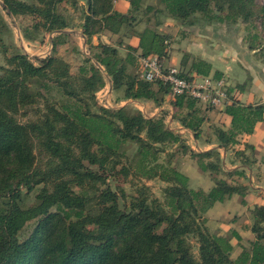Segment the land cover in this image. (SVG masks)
Masks as SVG:
<instances>
[{"label":"trees","instance_id":"16d2710c","mask_svg":"<svg viewBox=\"0 0 264 264\" xmlns=\"http://www.w3.org/2000/svg\"><path fill=\"white\" fill-rule=\"evenodd\" d=\"M80 1L0 0V264H264L263 205L251 209L253 238L235 257L230 236L211 229L205 215L216 203L244 194L246 186L230 178L244 171L224 170L218 147L227 149L241 134L251 133L263 118L264 103L245 104L227 85L230 102L220 110L230 116L229 126L210 123L217 146L195 151L168 124L167 109L152 110L169 97L172 120L197 140L204 135L201 106L186 93L172 97L161 80L141 78L139 60L157 55L169 64L174 34L159 29L157 17L151 24L152 11L180 26L241 21L247 48L264 63V31H254L253 20L264 26V3L159 0L161 8H142V0H127L122 12L114 0H87L86 6ZM66 5L80 11L78 20L62 11ZM140 10L146 19L139 17ZM3 12L30 20L20 26L26 41L46 33L50 52L32 58L9 41ZM76 30L85 50L74 40L72 50L82 61L71 71L58 50L69 45ZM104 31L136 35L138 44L121 39L95 44L93 37ZM211 71L210 62L183 52L179 76ZM213 73L221 77L218 70ZM106 83L111 94L119 93L112 107L96 99ZM146 103L144 113L136 104ZM169 146L196 158L213 185L194 186L169 157L160 161ZM127 174L167 182L163 199H141V186L128 195L117 183Z\"/></svg>","mask_w":264,"mask_h":264},{"label":"crops","instance_id":"0c3cea01","mask_svg":"<svg viewBox=\"0 0 264 264\" xmlns=\"http://www.w3.org/2000/svg\"><path fill=\"white\" fill-rule=\"evenodd\" d=\"M114 6L119 11L125 12L128 8V1L114 0ZM178 27H180L179 24ZM159 29L169 31L165 25L164 27L163 25L159 26ZM185 30L187 31H184L180 42L176 37L170 44L167 63L176 64L180 69L183 52H188L191 56H200L212 65V71L208 75L212 76L213 70H218L221 77L226 79L228 86L233 89L231 94L239 101L245 104L264 103V63L255 49L247 48L244 36L238 35L239 27L237 25L197 23ZM169 32L174 34L172 31ZM116 38H118L117 41L121 39L122 42L133 46L138 44L136 35L126 36L122 32L111 33L108 31L95 35L93 42L97 44L98 41H102L114 44ZM236 84L242 86L238 89ZM169 99L166 97L160 107H153L152 113H157L162 108L167 109L169 113L167 122L174 123V129L181 134L188 133L194 139L192 133L181 129L180 124L172 120L173 108ZM142 105L149 106L147 103ZM201 109L208 125L221 123L223 127L229 126L230 116L222 113L220 109ZM209 135L203 141L202 147L199 145L198 139H194L198 143L200 151L217 146L214 135L211 133ZM244 145H249L252 149L246 148ZM218 150L223 158L224 170L237 168L244 171V175L233 174L230 178L241 181L246 186V190L244 194H233L227 200L228 203H226L227 201L216 203L208 209L205 215L208 225H214L211 229L216 228L220 233L230 236L233 246L232 256L235 257L241 249L240 245L246 244L253 238V233L250 230L251 209L254 205L264 206V112L262 120L255 124L251 133L241 134L237 144L229 145L227 149L218 147ZM239 151H242L243 154Z\"/></svg>","mask_w":264,"mask_h":264},{"label":"rangeland","instance_id":"374dc122","mask_svg":"<svg viewBox=\"0 0 264 264\" xmlns=\"http://www.w3.org/2000/svg\"><path fill=\"white\" fill-rule=\"evenodd\" d=\"M257 3L259 4H263L264 0H255ZM81 5L86 6V2L81 0L80 1ZM148 5H151L152 7L155 8H161L162 4L159 3V0H142V8H146ZM66 8L62 9V11L68 15V16H73V18L75 20H78V17L80 15V11L74 10L72 8H70V6L66 5ZM4 17L6 19V21L8 22L10 29H11V34H10V40H12V42H14V44L18 47V48H23L25 50V52H27L29 54V56H31L32 58L34 57H43L46 56L49 52H50V48L51 45L49 43L48 37L46 35V33H42L40 34V37L36 40H24L21 36V32H20V26L22 25H26L27 23H29V19L25 18L23 19H16L13 16H9L6 13H4ZM146 12L144 13L143 11H139L138 15L141 19H146L147 14ZM148 16L151 17V24H153L154 19L157 17L160 19V21L162 22L160 24V26L165 25V28L169 31H172L174 33V40L177 37L178 41L180 42V39L183 38L184 35V31H187L185 29L189 28V26H185L184 28L182 26L177 28V23L172 20L169 17H166L164 14L160 13L157 14L156 16H154V12H149ZM154 16V17H153ZM254 20V24L257 27L256 31L263 33L264 31V26L260 25V20L259 19H255ZM144 20H142L139 23V27H142L144 25L143 23ZM170 23V24H167ZM237 27H239V33L238 35L240 36H244L245 35V31H244V27L245 25L241 22L238 21L237 22ZM77 31V30H76ZM78 33H75L72 37H71V41L69 42L68 46H61L59 47V53L70 63L71 66V71H76L78 65L81 63L82 61V56L79 53H75L72 50V46H73V42L78 41L79 43V47L82 50H85V45L83 42V39L79 36V31H77ZM117 39L114 41V44H117ZM176 39V40H177ZM95 40V39H94ZM113 42V41H112ZM175 42V41H174ZM67 47V49H66ZM89 54L91 53L90 50L88 51ZM3 57L0 54V64H3ZM118 91L113 90L112 94H110V99L112 101L116 100V96L118 95ZM143 107V105H140V107ZM148 107V106H147ZM145 109V107L143 108ZM149 109V108H147ZM166 119H169L168 117V113H167V117ZM175 124L172 123L170 124L171 127H173ZM203 136L201 138L198 139V143L199 145L202 147L203 145V141L210 136L209 132L211 131L210 127L208 126V124L205 122L203 124ZM206 134V135H205ZM185 143L191 148L194 149L195 151H200L199 147H198V143H196V140L192 139L191 136H189L188 133H182L181 134ZM169 155V156H168ZM170 159V161L174 164H176L178 166V168L180 170H182L184 173L188 174V176L190 177V181L192 184H194V186H201L204 189H209L214 182V179L212 177L211 174H209L206 171H202L197 163L196 158L190 157L188 154H183L181 150H176V148L174 146H169L166 148L165 152L160 153L159 155V160L160 161H164L166 158ZM117 183L121 184L125 190V192L130 195V194H134L135 193V189L136 187H142V194H140V198L141 199H145V200H150L153 197L158 198L159 200L163 199V188L167 185V182L163 181L162 179L158 178V177H153L151 179H145V178H141V179H133L131 177L130 174H127V177L124 176V178L121 176V179H117ZM228 203V201L226 202ZM210 214V212H209ZM224 221V219H222ZM208 222V221H207ZM213 224H211L210 228H213L212 226ZM194 250L196 251L195 247Z\"/></svg>","mask_w":264,"mask_h":264},{"label":"built area","instance_id":"2783aa9c","mask_svg":"<svg viewBox=\"0 0 264 264\" xmlns=\"http://www.w3.org/2000/svg\"><path fill=\"white\" fill-rule=\"evenodd\" d=\"M51 45V44H50ZM140 60V77L151 81L161 80L171 87L172 97L186 93L194 98L201 108L222 109L230 102L227 92V81L224 77L214 78L210 75H194L192 78L179 76V68L176 64L164 65L157 55L142 56ZM110 83H106L96 92L97 101L104 107H112L110 99ZM121 101L120 104H124ZM144 113V106L136 104ZM169 124V123H168ZM181 129H184L181 127Z\"/></svg>","mask_w":264,"mask_h":264},{"label":"water","instance_id":"95a60500","mask_svg":"<svg viewBox=\"0 0 264 264\" xmlns=\"http://www.w3.org/2000/svg\"><path fill=\"white\" fill-rule=\"evenodd\" d=\"M83 1L87 2V0H83Z\"/></svg>","mask_w":264,"mask_h":264}]
</instances>
